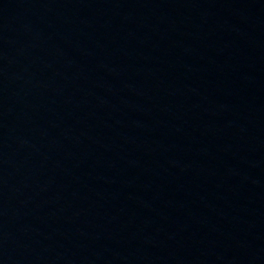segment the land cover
<instances>
[{"label": "water", "instance_id": "obj_1", "mask_svg": "<svg viewBox=\"0 0 264 264\" xmlns=\"http://www.w3.org/2000/svg\"><path fill=\"white\" fill-rule=\"evenodd\" d=\"M0 264H264V0H0Z\"/></svg>", "mask_w": 264, "mask_h": 264}]
</instances>
